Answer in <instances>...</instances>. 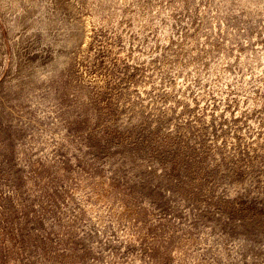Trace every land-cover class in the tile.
Returning a JSON list of instances; mask_svg holds the SVG:
<instances>
[{
  "label": "rangeland",
  "instance_id": "374dc122",
  "mask_svg": "<svg viewBox=\"0 0 264 264\" xmlns=\"http://www.w3.org/2000/svg\"><path fill=\"white\" fill-rule=\"evenodd\" d=\"M0 264H264V0H0Z\"/></svg>",
  "mask_w": 264,
  "mask_h": 264
}]
</instances>
